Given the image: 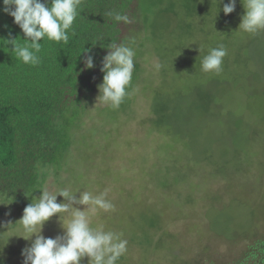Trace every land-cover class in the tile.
Here are the masks:
<instances>
[{"label": "rangeland", "instance_id": "obj_1", "mask_svg": "<svg viewBox=\"0 0 264 264\" xmlns=\"http://www.w3.org/2000/svg\"><path fill=\"white\" fill-rule=\"evenodd\" d=\"M228 2L165 0V15L152 14L160 34L146 42L130 105L105 126L112 142L107 131H86L47 179L53 193L109 189L114 211L92 220L128 241L117 264H229L264 237V31H238L246 9L236 0L225 15ZM220 45L227 50L223 72H203L204 56ZM160 103L173 135L152 130ZM6 202L0 199V224L14 225L7 233L0 227V264H24L31 241L18 237L23 229L15 223L32 200L1 206ZM42 234H64L58 217Z\"/></svg>", "mask_w": 264, "mask_h": 264}, {"label": "trees", "instance_id": "obj_2", "mask_svg": "<svg viewBox=\"0 0 264 264\" xmlns=\"http://www.w3.org/2000/svg\"><path fill=\"white\" fill-rule=\"evenodd\" d=\"M164 2L82 0L68 44L41 41V63L31 66L16 59L10 51L13 46L2 42L11 33L23 44L24 34L3 11L5 5L0 0V199L8 201L1 206L33 200L47 179L55 177L71 159L79 136L86 131L105 134V126L116 119L117 112H126L130 105L127 97L118 110L108 105L95 107L104 76L102 61L108 51L101 46L114 41L133 47L136 55L130 92L140 77L139 60L146 54V42L160 34L154 31L157 20L153 23L151 18L156 11L165 15ZM109 12L127 15L132 23L117 24ZM89 54L94 57L92 69H86L83 62ZM160 104L164 109L156 107L154 111L158 118L149 120L152 130L173 135L164 129L167 116L164 120L159 112L168 110ZM107 132L106 142L107 138L112 142ZM229 264H264V237Z\"/></svg>", "mask_w": 264, "mask_h": 264}, {"label": "clouds", "instance_id": "obj_3", "mask_svg": "<svg viewBox=\"0 0 264 264\" xmlns=\"http://www.w3.org/2000/svg\"><path fill=\"white\" fill-rule=\"evenodd\" d=\"M242 2L246 12L238 31L251 35L264 31V0ZM3 3V11L14 18V23L24 34L23 44L12 37L11 33L7 39H2L3 44L13 46L10 51L16 59L27 65L38 66L41 63L38 55L42 49L41 41L46 39L58 44H68L69 33L74 32V22L81 14L82 0H3ZM235 8L236 0H229L224 3L222 10L228 15ZM107 15L117 24L132 23L129 16L118 12H109ZM101 47L108 51L102 61L101 71L104 76L102 84L98 85L96 105L104 104L118 110L125 98L131 94L128 89L132 84L136 53L130 44H118L114 41ZM226 55L227 50L223 45L210 49L202 60L201 70L220 75ZM83 62L86 69L95 67L94 57L90 54ZM160 67L158 63L155 65L157 71ZM40 190L42 195L33 198L24 209L22 218L15 223L23 229L18 237L31 241L30 246L22 251L24 264H81L85 257L88 258V264H117L127 253L128 241L123 238V233L106 231L103 224L93 227L92 218L100 210L110 212L115 209L114 204L107 198L109 189L99 194L86 190L73 193L68 188H61L53 193L46 186H42ZM58 196H62L64 202H57ZM76 205L86 207L81 210ZM53 217H58L64 234L56 238H46L42 230L45 223ZM13 225L9 222L6 225L0 224V227H7L8 231L3 232L7 233Z\"/></svg>", "mask_w": 264, "mask_h": 264}]
</instances>
